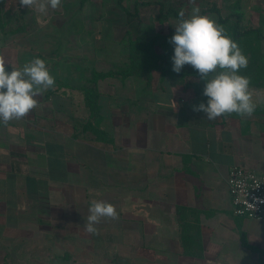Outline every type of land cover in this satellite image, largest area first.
Wrapping results in <instances>:
<instances>
[{
  "label": "crops",
  "instance_id": "crops-1",
  "mask_svg": "<svg viewBox=\"0 0 264 264\" xmlns=\"http://www.w3.org/2000/svg\"><path fill=\"white\" fill-rule=\"evenodd\" d=\"M121 8L116 42L144 33ZM35 29L0 47L7 71L41 58L55 77L26 118L0 124V264H264V224L234 214L228 185L235 167L264 174V87L250 117L209 121L192 110L208 99L199 78H122L100 39L58 49ZM93 200L118 213L96 234Z\"/></svg>",
  "mask_w": 264,
  "mask_h": 264
},
{
  "label": "clouds",
  "instance_id": "clouds-1",
  "mask_svg": "<svg viewBox=\"0 0 264 264\" xmlns=\"http://www.w3.org/2000/svg\"><path fill=\"white\" fill-rule=\"evenodd\" d=\"M18 2L42 14L62 4V0ZM190 2L195 4V0ZM178 17L175 33L168 41L174 46L172 71L179 74L185 65L191 66L205 81L202 95L208 98L206 104L200 102L193 105L192 110L205 113L209 121L232 113L250 117L256 104L249 88L250 79L238 74L249 62L238 43L226 34L222 25L201 15L198 6L192 8L187 18L183 9ZM6 63L9 62L0 56V124L4 126L12 120L26 118L37 107L38 98L55 86V77L44 59L34 58L20 68L11 67V71L6 70ZM104 218H118L115 206L93 200L84 224L85 231L96 234L95 225Z\"/></svg>",
  "mask_w": 264,
  "mask_h": 264
},
{
  "label": "rangeland",
  "instance_id": "rangeland-1",
  "mask_svg": "<svg viewBox=\"0 0 264 264\" xmlns=\"http://www.w3.org/2000/svg\"><path fill=\"white\" fill-rule=\"evenodd\" d=\"M161 4L166 10L173 7L179 11L183 9L186 18L191 15V10L195 6L200 8L201 15L204 10H211L216 6L223 16L238 12L243 16V25L264 30V0H195L194 5L190 0H123L122 5L133 14L136 10L138 11L137 16L143 23L142 35L150 30L155 34L171 37L175 33L174 25L178 19L169 16L168 20L167 18L162 20L159 15ZM122 10L119 0H88L84 5L81 4V0H62L60 7L55 10L49 8L47 14H42L27 6H20L18 0H0V47L8 46L11 50L13 44H19V47L23 48L26 44L24 41H18L19 37L31 31L32 27H36L37 33L50 32L48 35L53 37L56 44H60L58 49L66 48V46L68 49L74 42L80 45L85 43V39L98 38L101 40V60H106L109 56L116 62V70L128 69L131 64L129 61L131 54L127 47L130 41L139 36L132 37L128 33L123 41H115V37L119 36V30L115 28L120 26L126 18ZM205 16L217 22L215 13L208 12ZM232 21L235 22L236 19L232 18ZM19 29L23 31L14 33ZM260 49L261 54L255 51L257 64L252 69L261 68L264 74L262 69L264 68V43ZM156 51L159 54L163 53L158 46ZM261 71L257 70L255 74H260ZM154 75H161V73L154 72Z\"/></svg>",
  "mask_w": 264,
  "mask_h": 264
},
{
  "label": "trees",
  "instance_id": "trees-1",
  "mask_svg": "<svg viewBox=\"0 0 264 264\" xmlns=\"http://www.w3.org/2000/svg\"><path fill=\"white\" fill-rule=\"evenodd\" d=\"M88 0H81V4L84 5ZM119 4L125 8L123 0H119ZM213 12L217 15V23L222 25L226 34L231 37L232 40L238 43L239 47L242 49L243 54L248 58V66L245 69L239 70V75L246 76L250 79L249 88H263L264 87V74L261 71V68H258V71H261L260 74H255L257 70H253L257 64L256 61V52L262 53L260 47L264 43V30L261 28H250L243 25V16L238 12H234L229 16H223L219 9L215 6L211 10H204L202 15L205 16L206 13ZM128 13V11H127ZM179 10L176 8H169L166 10L163 5H160V16L163 18H168L172 16L174 18L178 17ZM232 18H235L236 21L233 22ZM23 29L14 31V33H21ZM169 36H161L155 34L154 31H148L146 34L137 37L135 40L129 42L128 49L130 50V65L128 69H118L115 74H118L122 78L137 76V77H150L154 72H160L163 78L165 77H187L193 76L199 78V74L191 66L185 65L182 71L177 74L172 71V61L171 56L174 54V46L170 44ZM160 47L163 51L162 54H159L156 51V47ZM164 61V63H162ZM262 66V64H261ZM264 66V64H263ZM260 67V66H258ZM264 70V68H262ZM244 70V71H243ZM114 73H99L94 74L93 80L99 78H106L112 76ZM93 90L87 91V96L91 97ZM93 101L89 99L88 106L92 111Z\"/></svg>",
  "mask_w": 264,
  "mask_h": 264
},
{
  "label": "built area",
  "instance_id": "built-area-1",
  "mask_svg": "<svg viewBox=\"0 0 264 264\" xmlns=\"http://www.w3.org/2000/svg\"><path fill=\"white\" fill-rule=\"evenodd\" d=\"M228 185L234 214L264 224V174L235 167Z\"/></svg>",
  "mask_w": 264,
  "mask_h": 264
}]
</instances>
